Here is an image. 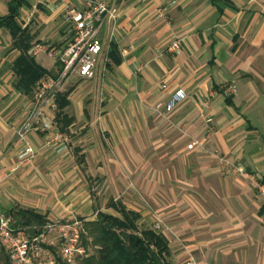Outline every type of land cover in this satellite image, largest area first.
<instances>
[{
    "label": "crops",
    "instance_id": "crops-1",
    "mask_svg": "<svg viewBox=\"0 0 264 264\" xmlns=\"http://www.w3.org/2000/svg\"><path fill=\"white\" fill-rule=\"evenodd\" d=\"M96 1L114 16L98 34L109 64L103 72L100 59L92 80H64L65 99L50 111L67 146L61 154V144L50 147L31 132L35 157L18 158L16 129L32 92L18 85L20 53L0 24V215L24 209L48 222L79 216L84 223L98 213L118 216L111 207L118 202L139 214L142 229L159 214L196 264H264V201L218 165V158L238 163L264 185V0H0V20L15 16L32 38L29 55L56 78L57 59L34 47H64V9L85 11ZM174 40L180 51L167 52ZM226 86L235 92L225 95ZM177 89L186 99L155 112ZM91 180L118 197L96 208ZM164 237L167 261L178 264L183 253Z\"/></svg>",
    "mask_w": 264,
    "mask_h": 264
},
{
    "label": "built area",
    "instance_id": "built-area-1",
    "mask_svg": "<svg viewBox=\"0 0 264 264\" xmlns=\"http://www.w3.org/2000/svg\"><path fill=\"white\" fill-rule=\"evenodd\" d=\"M105 16L114 18L110 8L100 1L92 2L85 11L66 7L64 9L67 24L65 46L59 48L38 44L34 47L33 53L42 52L56 58L60 64V71L56 78L45 76L34 85L31 108L23 123L16 129V137L23 145L18 155L21 161L32 160L36 155L34 147L28 141L31 132L43 133L50 147L61 144L58 152L67 149L63 135L54 126L50 111L54 109L57 95L62 91L63 82L67 77L75 74L83 80H92L100 59H102L103 72L106 71L109 60L106 54L102 55V44L98 36ZM180 49L181 42L174 40L166 51L178 53ZM234 92L232 86H226L224 89L225 95H232ZM186 97L183 89H177L165 102L157 103L154 110L162 115L170 113ZM197 145V142H192L187 148L192 149ZM218 162L241 176L249 177L239 164L233 165L223 158H218ZM260 184L262 186H259V190L264 194V185L261 182ZM152 230L157 234L166 235L184 248L181 239L170 231L159 217H156ZM82 232V226L76 222H48L40 234L30 236L25 229L14 225L12 217L0 215V251L8 256L10 264H58L59 262L73 264L75 260L89 255V249L81 243ZM184 264H196L194 257L190 254Z\"/></svg>",
    "mask_w": 264,
    "mask_h": 264
},
{
    "label": "trees",
    "instance_id": "trees-1",
    "mask_svg": "<svg viewBox=\"0 0 264 264\" xmlns=\"http://www.w3.org/2000/svg\"><path fill=\"white\" fill-rule=\"evenodd\" d=\"M14 15L0 20L1 25L10 29L14 48L19 56L14 63L18 85L30 95L36 82L48 73L35 63L29 55L31 36L13 23ZM110 57L114 48L110 46ZM111 59V58H110ZM65 99V94L57 95V100ZM63 108V103L61 105ZM118 216L98 213L96 221L82 223L81 243L92 253L86 258L77 259V264H171L166 238L152 229L138 227L139 214L124 205L112 203ZM14 225L25 229L30 236L40 234L48 223L46 216L31 210L16 209L8 213ZM0 264H10L8 256L0 251ZM58 264H66L59 262Z\"/></svg>",
    "mask_w": 264,
    "mask_h": 264
},
{
    "label": "rangeland",
    "instance_id": "rangeland-1",
    "mask_svg": "<svg viewBox=\"0 0 264 264\" xmlns=\"http://www.w3.org/2000/svg\"><path fill=\"white\" fill-rule=\"evenodd\" d=\"M63 88V87H62ZM66 145V144H65ZM65 151V150H64ZM58 152V151H57ZM63 151H61V152H58V154H61ZM216 159V158H215ZM231 164H233V165H238V163H231ZM218 165L220 166V167H222V168H224L225 169V171L226 172H228L229 173V175H232L234 178H236V179H239V180H241L244 184H246V185H248V186H250L251 187V189H252V191H253V193H254V195L257 197V201H259V202H257V203H261V202H263L264 201V194H262L261 193V191L259 190V186H262L261 184H260V177H261V175H257V174H255V173H250L249 171H247L246 169H245V167H244V170L247 172V174H248V176L249 177H244V176H241L240 174H238V173H235V172H233L231 169H228V168H226V167H224V166H221L220 164H219V162H218ZM240 165V164H239ZM242 166V165H241ZM243 167V166H242ZM125 179H126V181H128V177L126 176V175H124L123 176ZM127 177V178H126ZM92 181V185H93V191L91 192V196H92V200L93 201H96V208H101L102 206H103V203L105 202V200H107L108 198H113V197H118L117 195H116V193H112V192H110V191H107V189H108V185L106 184V186H105V188H104V191H102V192H100L101 190H102V187H100L99 186V188H98V186H97V184H95V180H91ZM127 201V200H126ZM129 203V202H128ZM138 204V203H137ZM93 212H94V209H91V208H89L88 210H87V212L85 213V214H87L86 216H84L85 218H91L92 216L91 215H93ZM157 213V212H156ZM156 217H159L160 219H161V217L159 216V214L158 215H156ZM80 219V217L78 216H76V217H74V218H72L71 220H62L61 218H55V219H52V220H49V222L50 223H73V222H76V223H79V225L80 226H82V222L79 220ZM82 219V218H81ZM156 219V218H155ZM154 220V219H153ZM143 226V225H142ZM152 227V226H151ZM179 238H181V237H179ZM171 240V239H170ZM171 242V241H170ZM175 241L174 240H172V244L174 243ZM184 244H186V243H184ZM174 246L175 247H177V248H179L180 250H179V252H181V253H183V256H184V259L181 261V262H179L178 264H184L187 260H188V258H189V255L191 254V256H193L194 257V254H193V252L191 251V249L188 247L189 245H187V247H186V245H185V248L186 249H184V248H181L177 243L176 244H174ZM187 248H188V250H187ZM184 250H187V252H185ZM88 253L89 254H91L92 253V251H91V249H89L88 250ZM190 253V254H189ZM194 259H195V257H194ZM195 263H196V260H195ZM73 264H77L76 263V260H75V262L73 263Z\"/></svg>",
    "mask_w": 264,
    "mask_h": 264
}]
</instances>
